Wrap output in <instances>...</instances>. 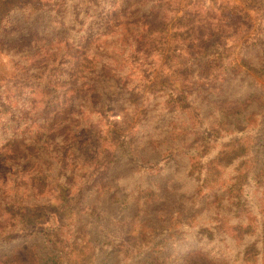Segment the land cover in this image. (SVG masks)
Listing matches in <instances>:
<instances>
[{"label": "trees", "instance_id": "obj_1", "mask_svg": "<svg viewBox=\"0 0 264 264\" xmlns=\"http://www.w3.org/2000/svg\"><path fill=\"white\" fill-rule=\"evenodd\" d=\"M139 2L132 0L129 14L135 18V26L139 27L138 30L133 29L137 30L136 34L133 32L137 53L146 57L157 44L156 32L161 22L157 21L158 13L148 14L143 10L144 4ZM101 6L102 3L97 0H43L39 7L26 2L8 10L0 19V38L7 32L11 36L0 39V51L15 61V73L10 81L0 79V83L13 89L7 98L0 97V253L4 252L2 257L0 255V264H191L189 256L192 251L207 254L212 258L213 264H264V123L258 130L254 120V138L248 144L231 142L215 148L218 141L212 140L207 134L201 138L198 145L200 148H195L192 153L190 146L196 139L191 141V135L183 129L181 149H189L188 154H184L190 156L192 169L187 176L194 182V186L187 191L186 199L192 200L195 205V201L205 191L204 198H214L213 207L190 206L186 211L177 208L172 210L168 218L162 213L164 210L157 207L158 195L152 191L151 185L145 188L140 186L136 192L130 193L127 187H120L116 183L113 173L115 161L108 162L100 179L95 180L93 185L96 191L91 189L92 192L87 193L85 203L77 199L79 194L74 195L67 188L66 185L72 178L73 165L82 160V151L89 139L88 128L82 126L80 119L89 105H93L94 109L99 106L104 91L110 84L107 80L108 73H103L104 69L88 78L89 71L94 72L95 64L99 63L96 56H91L94 51L90 49V41L98 33L107 36L111 32L110 26L106 31H94V22L105 24L98 12ZM159 6H166L164 9H167V13L174 12L169 5ZM214 8H207L205 14L208 13L219 30H223L228 23L225 18L233 10L225 14L227 7ZM40 12L45 17L36 20L37 15L33 14ZM203 13L202 7L186 10L185 20H192L191 23H185L187 33L193 31L195 36L198 29H201L205 23L200 21ZM75 14L77 16L74 21H82V27L79 32L76 31L77 38H71L67 32L70 29L66 19H72ZM13 16H17L18 20L20 16L25 23L31 21L29 24L35 28V24H43L45 21L48 30H56L59 36L56 34L58 37L53 42L50 40L53 36L48 33L49 40L43 34L40 37L34 32L28 33L27 26L22 27L21 21L17 20L19 26ZM39 19L40 22H36ZM34 22L36 23L33 24ZM253 24L255 38L251 45L260 47L250 46L259 51L250 56V52L245 53L248 45L243 47L237 55L239 64L231 62L233 71H228L224 81H227V85L228 80L237 76L239 81L254 78L259 84L261 80L258 78L264 77V48L261 46L264 43V22L260 20ZM81 34L87 35L84 45L82 43L85 36ZM76 40L78 49L70 54ZM55 43L57 48L53 47ZM94 44L96 53L107 57L105 43H98L97 39ZM65 49L66 52L59 56L58 52ZM65 55L73 57L72 66L60 71L61 74L49 75L51 70H47L48 65H53L60 58L65 62ZM16 57L27 59L24 67L18 64ZM182 65L187 70L191 66V60ZM82 71L84 73L81 76ZM80 80H84V83H80ZM101 80L105 83L100 89ZM193 83L195 85L187 87L189 97L198 92V85ZM248 83L252 89L249 94L242 92L241 100L247 95L252 96L251 101L259 106L258 111H264V92H260L263 88H254L253 81ZM187 88L182 90L186 98ZM225 89V85L217 83L209 90L203 88L200 93L217 94L221 97L226 93ZM26 90L35 94L34 100L22 99ZM178 99L176 97L175 100ZM208 102L212 106L210 100H207V104L204 103L208 105ZM12 105L16 107L8 109ZM242 112L223 111V115L230 123L235 115ZM237 123L234 124L236 127ZM192 127L196 125L192 123ZM212 131L213 134L218 133L216 129ZM244 131L241 133L244 134ZM222 134L220 141L233 135L226 132ZM158 146L159 151L164 148L162 143ZM176 149H180V146L169 148L162 155L170 157ZM132 151L133 147L128 144L127 152L122 153L124 156L121 157L126 159ZM157 168H160L157 163L150 166L152 171ZM164 168L165 171L161 173L163 179L171 176L172 162L165 161ZM174 180L180 183L173 178L174 184ZM226 182L228 184L224 186ZM21 186H25V192L21 191ZM169 192L174 194L171 190ZM174 196L176 200H180L183 194ZM42 199L55 201L54 204L63 213L61 226L15 234L39 215L43 208ZM79 203L83 208L75 210L73 204ZM204 210L208 213L202 214ZM175 223L186 225L183 232H186L187 226L198 225L192 241L200 243V246L190 248L180 263L168 260L171 254V246L168 244L175 238V233H178L174 231ZM112 234H115L114 239L110 238ZM21 237L36 240L30 243L34 246L33 262L18 259L5 261L4 258L10 257L18 248L12 243H16ZM9 243L11 247L8 246Z\"/></svg>", "mask_w": 264, "mask_h": 264}, {"label": "rangeland", "instance_id": "obj_2", "mask_svg": "<svg viewBox=\"0 0 264 264\" xmlns=\"http://www.w3.org/2000/svg\"><path fill=\"white\" fill-rule=\"evenodd\" d=\"M97 1L102 3L98 12L102 15L100 18L105 24L101 25L98 24L99 22H94V31H106L110 26L111 32H108L107 36L104 33H98L90 41V49L92 48L94 51L91 52V56H96L99 63L95 64L96 69L94 72L89 71L88 78L90 79L96 72L104 69L103 73H108L107 80L110 81V84L108 88L106 87L107 90L104 91L98 109H94L93 105H89L86 108V113L80 119L82 126L88 128L89 139L87 145L83 148L82 160L73 165L72 178L67 183V188L70 192H74V195L79 194L77 199L85 203L87 193L91 189L93 192L96 191V187L93 185L95 180L100 179L108 162L115 161L113 173L116 183L120 187H127L130 193L132 191L136 192L140 186L145 188L151 185L152 191L158 195L157 207L164 210L162 212L164 215L172 214V210L177 208H183L186 211L190 209V206L210 205L213 207L212 204H215L213 203L214 198L212 197L211 200L207 197L204 198L205 191L195 201V205L192 200L186 199L187 191L192 185L194 186V182L193 179L187 176L189 170L192 169L190 168V156L184 154H188L189 149H181L183 143H180V137L183 129H185L186 133L191 135L189 137L191 141L196 139L192 142L194 144L190 146V152L192 153L195 148H200L198 145L201 138L207 134L212 137V140L218 141L217 146H214L215 148L228 145L231 142L245 145L248 144L250 139L254 138L252 130L254 120H256L258 130L262 127L264 111H258L259 106L256 102L251 101L252 96L247 95L241 100L240 94L242 92L250 93L249 90L252 89L248 83L250 81H253L254 88H260L261 86L263 90L260 92H264V77L258 78L261 80L260 84L254 78L239 81L238 76L228 80V85L227 81L226 83L224 81L227 78L228 71H233L231 62L235 61L239 64L237 55L244 46L248 45L245 53L250 52V56L259 51L254 48H259L260 45L255 47L251 43H254L255 38L253 23H258L260 20L264 22V0H138L139 3L144 4L143 10L148 14L158 13L157 21L161 22L160 27L157 29L158 32H156L157 44L146 57H141L135 47L136 41L133 35L137 33L139 27L135 26L136 20L130 17L129 14V5L132 0ZM26 2L39 7L43 0H0V19L8 10L16 6H22ZM160 4L169 5V8L173 9L174 12L167 13V9H164L166 6H159ZM222 6L227 7L225 14H228L231 9L233 12H230L229 16L225 18L228 20L226 27L219 30L217 24L210 19L208 13L205 14V11L207 8L208 10L214 7H216L214 9H217ZM201 7L204 13L201 15L202 20L200 21H205V23L193 36V31L187 33L185 23H191L192 20H185V13L187 9L196 10ZM33 15H37L36 20L40 17L42 20L45 17L43 12ZM75 16L77 14L72 19H66L67 27L70 29L67 32L70 33L71 38H77L75 36L76 31L79 32L82 27V21H74ZM16 17L13 16V19H16ZM19 19L15 21L19 26L18 21H21L22 27L27 26L26 32L28 33L34 32L40 37L41 34L47 37L48 33L49 36H53L50 38L53 42L59 36L56 30L52 32L48 30L45 21L43 24H35L40 22V19L34 22L35 28L34 25L29 24L31 21L25 23L20 16ZM40 25L43 27L39 28ZM104 27L105 29H102ZM81 35L85 36L82 43L84 45L87 35ZM100 35L102 36L99 38ZM9 37L11 36L7 32L0 39ZM97 39L98 43H105L107 57H101L96 53L97 49L94 43L97 42ZM76 44L77 40L74 41L70 54L78 49ZM54 45L53 47L57 48L56 43ZM261 46L264 48V43ZM64 52H66V49L59 51L58 55L62 56ZM16 60L21 67H24L23 65L27 59L21 60V58L16 57ZM72 60L71 55H65V62L60 58L53 65L49 64L47 69L51 70L49 75L61 74L60 71L72 66ZM187 60H191V66L186 70L182 64ZM66 61H71V63L68 64ZM14 73L15 61L0 51V79L6 78L7 81H10ZM83 73L84 71L80 75L82 76ZM239 78H241L240 75ZM79 82L84 83V80ZM193 82L198 85L196 87L198 92H196V95L195 93L192 94L193 97H189V88L187 87L195 85ZM104 83V80L100 81V89ZM217 83L226 86V93L221 97L217 94L200 93L203 88L209 90ZM8 88L10 87L7 84L4 86L0 83V97L2 99L7 98L8 93L13 90L10 88V91H8ZM183 88H187V98L184 96ZM213 91L217 92V90ZM34 95L30 90H26L22 99L32 101ZM176 97H179L177 101L175 100ZM206 98L211 101L213 107L209 102L206 105ZM258 100L261 99L258 97ZM15 107L16 105H12L8 109L12 110ZM223 111L243 112L235 115L234 120L229 123L227 122L228 118L224 117ZM241 117H244V120H241ZM144 122H146L145 125H143ZM190 122L191 124L194 123L196 127L191 128ZM235 122H238V127L234 125ZM245 128L249 130L244 131ZM212 129L218 130V133L213 134ZM242 131L245 133L242 134ZM222 132L233 135L220 141L223 136ZM160 143L164 146L161 151H159L158 146ZM128 144L133 147V151L128 153V157L124 159L121 156H124L122 153L127 152ZM178 145L180 149L174 150L170 157L166 154L162 155L167 149L175 148ZM165 161L172 162V174H170L172 178L163 179L161 173L165 171ZM155 163L160 168H157L156 171L150 170V166ZM173 178L179 180L180 183H176L174 180V184ZM200 184H202L201 181ZM227 184L226 182L224 186ZM203 185L205 187V183ZM206 185L208 187V184ZM209 187H211V183ZM169 190L173 191L174 194H180V196L183 194V197L176 200V196L171 194ZM21 191L25 192V186H21ZM191 193L189 192V194ZM41 203H43V208L39 215L15 234L61 226L63 213L54 204L55 201L53 199H42ZM73 208L75 210L82 209L83 205L81 203L79 205L73 204ZM206 213H208L206 210L202 211V214ZM68 216H70V213H68ZM157 218L160 219V216H157ZM176 223L174 224V231L178 233H175V238L171 239L172 242L170 241V244H168V246H171L169 247V253L171 254H169L168 260L180 263L188 250L195 247L199 248L200 243L192 241V238L194 239L196 236V231H198L197 224L187 226L186 232H183L186 225ZM179 233H182L181 237ZM114 236L115 234H112L110 238L114 239ZM16 240L18 239L16 238ZM35 241L30 240L28 237H21L19 241L12 243V245L18 247L14 254L4 258V260L16 261L18 259L22 262H33L34 246L30 243ZM10 243L8 246L11 247ZM3 254L4 252L0 253L1 257ZM189 259L191 264H213L212 258L200 251H192Z\"/></svg>", "mask_w": 264, "mask_h": 264}]
</instances>
